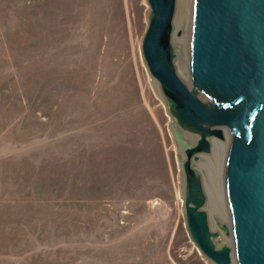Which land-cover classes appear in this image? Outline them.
<instances>
[{
    "label": "rangeland",
    "instance_id": "rangeland-1",
    "mask_svg": "<svg viewBox=\"0 0 264 264\" xmlns=\"http://www.w3.org/2000/svg\"><path fill=\"white\" fill-rule=\"evenodd\" d=\"M148 9L0 0V264H214L186 228L182 148L141 50ZM191 9L178 0L183 79ZM198 162L225 222L218 174Z\"/></svg>",
    "mask_w": 264,
    "mask_h": 264
},
{
    "label": "water",
    "instance_id": "water-1",
    "mask_svg": "<svg viewBox=\"0 0 264 264\" xmlns=\"http://www.w3.org/2000/svg\"><path fill=\"white\" fill-rule=\"evenodd\" d=\"M141 50L172 115L184 156V217L191 239L214 264H264V0H192L189 75L172 41L178 0H147ZM191 138V139H190ZM217 172L228 216L217 242L197 161Z\"/></svg>",
    "mask_w": 264,
    "mask_h": 264
},
{
    "label": "bare ground",
    "instance_id": "bare-ground-1",
    "mask_svg": "<svg viewBox=\"0 0 264 264\" xmlns=\"http://www.w3.org/2000/svg\"><path fill=\"white\" fill-rule=\"evenodd\" d=\"M177 15V14H176ZM175 20H176V18H175ZM119 22H120V19H117V21L115 22V24H114V27L118 30V28H121L122 26H121V22H120V26H119ZM175 25H176V23H175ZM176 29H179V28H177L176 27ZM177 35H176V33H174V35H173V39H172V41L174 42V44L176 45V43H175V37H176ZM179 37V36H178ZM180 38H182L181 39V42L179 43L180 45H181V48L183 49V52H184V55H185V53H186V51H185V46H187V43H186V41H187V37H180ZM187 38V39H186ZM177 46V45H176ZM123 47H124V45L122 44V42H121V48H120V50L118 51H115V56L117 57V60H116V63H118V64H122L123 62H125L126 61V59H127V52L125 51H123ZM183 52H182V54H183ZM181 56L182 55H180L178 58H177V60L178 59H180L181 58ZM177 60H176V64H177ZM180 64L182 65V68L183 67H189V59H188V57L186 58V56L185 57H183V59L180 61ZM187 65V66H186ZM177 67H178V65H177ZM179 69V68H178ZM180 71V70H179ZM180 75H181V73H180ZM160 90V89H159ZM181 155H183L184 156V151H183V149H182V154ZM207 161L205 160V159H202V160H200L199 162H198V165L200 166V165H203V164H205ZM203 175V174H202ZM204 177V176H203ZM184 194V193H183ZM207 194H208V192H207ZM211 200H213V199H211V198H209V195H208V202H207V205H206V208H207V210H208V212H209V215H210V221H212L214 224L216 223V217H217V215L215 214V213H211L210 212V210H209V207L211 206ZM226 207H227V205H226ZM225 213V212H224ZM218 219V218H217ZM219 219H220V217H219ZM218 219V220H219ZM222 221H223V219H222ZM211 225H212V223H211ZM212 228L213 229H215L213 226H212ZM220 228V227H219ZM216 230H218V229H216ZM219 232H220V235L219 236H221L222 238H223V240L224 241H226L227 242V244L229 243L228 241L230 240V239H228V237H226L227 235H226V233L223 231V230H221V229H219L218 230Z\"/></svg>",
    "mask_w": 264,
    "mask_h": 264
}]
</instances>
